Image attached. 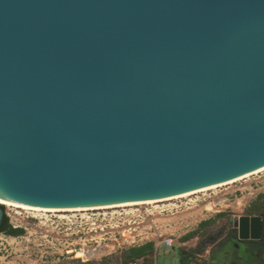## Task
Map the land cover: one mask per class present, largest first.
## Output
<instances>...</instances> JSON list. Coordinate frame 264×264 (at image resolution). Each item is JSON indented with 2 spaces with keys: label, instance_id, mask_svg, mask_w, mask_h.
<instances>
[{
  "label": "water",
  "instance_id": "water-1",
  "mask_svg": "<svg viewBox=\"0 0 264 264\" xmlns=\"http://www.w3.org/2000/svg\"><path fill=\"white\" fill-rule=\"evenodd\" d=\"M261 167L264 0H0L1 198L140 203Z\"/></svg>",
  "mask_w": 264,
  "mask_h": 264
},
{
  "label": "rangeland",
  "instance_id": "rangeland-1",
  "mask_svg": "<svg viewBox=\"0 0 264 264\" xmlns=\"http://www.w3.org/2000/svg\"><path fill=\"white\" fill-rule=\"evenodd\" d=\"M0 205L24 230L0 233V264H121L125 250L150 241L136 264H264V245L229 236L237 217L262 214L264 170L150 204L50 212Z\"/></svg>",
  "mask_w": 264,
  "mask_h": 264
},
{
  "label": "bare ground",
  "instance_id": "bare-ground-1",
  "mask_svg": "<svg viewBox=\"0 0 264 264\" xmlns=\"http://www.w3.org/2000/svg\"><path fill=\"white\" fill-rule=\"evenodd\" d=\"M263 170H264V167H261V168H259L257 170H254V171H252L250 173H247V174H244L242 176L236 177V178L231 179L229 181H225V182H222V183H218V184L202 187L200 189H196V190H192V191H188V192H184V193H181V194L168 196V197H165V198H160V199H156V200H152V201H148V202L115 204V205H102V206H87V207H71V208H47V207L23 206V205H20V204L5 200V199L0 197V204H6V205H9V206H14V207L25 209V210L46 211V212H50V211L90 210V209H97V208H110V207H121V206H133V205H140V204H150V203L161 202V201H165V200H173V199H177V198H182V197H186V196H189L191 194H194V193H198V192L210 190V189H213V188H217V187L225 185V184L236 182V181H238L240 179H243V178L248 177V176H250L252 174L261 172ZM209 209H212V207H210Z\"/></svg>",
  "mask_w": 264,
  "mask_h": 264
},
{
  "label": "trees",
  "instance_id": "trees-1",
  "mask_svg": "<svg viewBox=\"0 0 264 264\" xmlns=\"http://www.w3.org/2000/svg\"><path fill=\"white\" fill-rule=\"evenodd\" d=\"M0 206L3 209V223L0 225V232L4 231L7 228V230L4 232L6 234L14 235V236L23 234L24 232L23 228H17V227L13 228L11 226V224L9 223V218L4 211L3 205ZM261 215L263 216V222H264V208L262 210ZM153 247H154V242L150 241L139 246H132L128 248L123 252L121 264H136L139 259L142 258L145 259L146 255L153 249ZM105 260H108V258H106Z\"/></svg>",
  "mask_w": 264,
  "mask_h": 264
},
{
  "label": "flooded vegetation",
  "instance_id": "flooded-vegetation-1",
  "mask_svg": "<svg viewBox=\"0 0 264 264\" xmlns=\"http://www.w3.org/2000/svg\"><path fill=\"white\" fill-rule=\"evenodd\" d=\"M244 216H254V215H244ZM257 216L261 217V235H260L259 238H251V237H249V238L241 239L239 237V227L235 226V225H234V230L235 231L232 234H230L229 236H233V237L236 236V237L239 238V240L244 241V242H252L257 247L261 245L260 248H262V246L264 245V224H263L264 222H263V216L262 215H257ZM2 223H3V219H2ZM6 230H7V228L4 231H1L0 233H4Z\"/></svg>",
  "mask_w": 264,
  "mask_h": 264
},
{
  "label": "built area",
  "instance_id": "built-area-1",
  "mask_svg": "<svg viewBox=\"0 0 264 264\" xmlns=\"http://www.w3.org/2000/svg\"><path fill=\"white\" fill-rule=\"evenodd\" d=\"M165 245H166L167 247H171V246L173 245L172 240H171V239H166V240H165Z\"/></svg>",
  "mask_w": 264,
  "mask_h": 264
}]
</instances>
